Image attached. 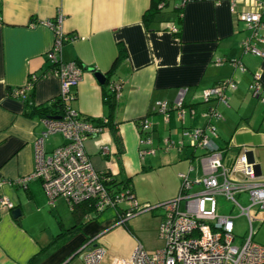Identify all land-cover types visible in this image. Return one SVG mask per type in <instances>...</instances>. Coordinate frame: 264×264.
<instances>
[{
	"label": "crops",
	"instance_id": "0c3cea01",
	"mask_svg": "<svg viewBox=\"0 0 264 264\" xmlns=\"http://www.w3.org/2000/svg\"><path fill=\"white\" fill-rule=\"evenodd\" d=\"M154 1L0 0V198L9 199L21 212L13 218L11 210H0V264H28L42 247L74 224L68 202L56 198L50 204L39 179L29 180L26 186L14 183L34 171V140L46 129L43 118L29 114L26 104H49L59 97L60 79L51 72L54 67L47 55L55 41L54 29L47 22L58 14L62 15L61 31L74 37L63 44L59 59L82 68L68 104L82 118L111 120L120 139L117 143L108 128L86 139L85 152L97 172L108 174L120 185L127 182L140 204L157 205L174 199L179 192L178 174L188 170L187 158L192 152L186 146L164 152L163 140L182 139L183 127L206 126L208 118L202 113L212 106L220 116L211 122L216 131L218 124L224 130V136L218 132L211 136L215 144L232 153L249 147L259 175H264V105L248 89L254 72L261 75L264 84V57L244 53L241 43L251 35V29L238 16L250 9L253 1L167 0L147 27L144 16ZM172 26L180 28L179 35L171 33ZM258 35L264 37V28ZM121 49L123 55L118 58ZM235 60L246 70L236 69L232 64ZM96 72L108 76V82L101 84ZM32 75L37 80L28 101L9 94V89L24 86ZM229 78L237 87L228 92L227 104L215 99L202 101L203 89ZM112 83L122 85L113 109L105 97ZM182 88L188 89L185 106L196 110L193 118L187 115L183 127L175 111L166 122L154 110L158 101L174 102ZM144 119L151 123L150 133L141 131ZM146 136L156 152L141 158L139 150L148 145L140 144V139ZM65 142L62 134L54 133L45 140L44 149L49 154ZM102 145L109 147V155L100 153ZM108 210L110 218L92 215L38 264H84L79 250L88 242L106 249L100 264L128 258L137 242L146 250L157 248L144 241L139 217L149 213L158 237L162 209L131 218L127 221L129 230L124 225L113 226L116 213Z\"/></svg>",
	"mask_w": 264,
	"mask_h": 264
},
{
	"label": "built area",
	"instance_id": "2783aa9c",
	"mask_svg": "<svg viewBox=\"0 0 264 264\" xmlns=\"http://www.w3.org/2000/svg\"><path fill=\"white\" fill-rule=\"evenodd\" d=\"M252 1L251 8L238 15L251 29V35L241 45L244 53L262 58L264 37L259 36L258 31L264 28V0ZM61 21L62 15L58 14L54 21L47 22L55 33L53 47L47 55L54 66L51 72L60 79L59 98L65 104V112L59 118L43 119L46 129L34 140V171L16 179L14 183L26 186L29 180L39 179L50 204L56 198L63 197L70 207L90 201L98 214L112 209L116 213L113 226L124 225L139 214L162 209L164 215L158 226L161 246L146 250L137 242L128 258L114 259L111 264H264V245L253 241L254 221H264V175L257 173L258 165L250 159L249 147L243 146L237 153H232L227 148L221 149L212 140L211 136H216L217 131L211 121L220 116L215 107L211 106L202 113L208 118L206 126L191 129L183 127L187 115L193 118L196 114L193 106H185L187 88L180 89L178 97L171 104L158 101L154 108L164 116L166 122L170 120V112L175 111L183 127L182 139L176 141L165 138L161 149L164 152L184 146L193 149L187 158L190 163L188 170L178 174L179 192L174 199L157 205L140 204L131 189L111 187L108 184L110 177L94 169L84 143L89 137L101 133L103 128L80 117L68 104L73 98L71 89L81 79L82 68L76 62L62 63L59 59L63 44L74 39L61 31ZM170 31L175 35L179 29L172 26ZM221 62L218 60V63ZM232 64L239 71L246 70L240 60ZM36 80V76H30L24 86L14 88L13 96H24ZM121 87L119 83H112L110 89L117 95ZM236 87L232 78L222 80L203 89L201 99L206 103L215 99L227 104L228 92ZM248 89L264 105V84L258 72L252 73ZM103 122L106 120L103 119ZM140 128L142 132L150 133L151 123L144 119L140 122ZM54 133L62 134L66 142L48 154L44 142ZM140 144L148 145L139 150L141 158L155 154L156 149L149 136L142 137ZM197 149L202 150L200 155H195ZM100 153L109 155V147L102 145ZM229 158L230 164H226ZM218 196L231 202L228 213L220 212ZM242 199L246 200L245 204L241 202ZM121 203H125V209L120 208ZM14 208L12 201L0 198V210L10 211ZM234 209L239 212H234ZM241 215L248 220V235L240 246H236L233 244L234 219ZM79 253L84 264H100L106 249L90 246L88 242Z\"/></svg>",
	"mask_w": 264,
	"mask_h": 264
},
{
	"label": "trees",
	"instance_id": "16d2710c",
	"mask_svg": "<svg viewBox=\"0 0 264 264\" xmlns=\"http://www.w3.org/2000/svg\"><path fill=\"white\" fill-rule=\"evenodd\" d=\"M162 5V6H160ZM167 5V0H157L154 1L151 9L145 14L144 16V23L147 27L150 26L151 22H153L154 17L161 13L162 9ZM180 9L179 12V21H181L182 17V10ZM179 31L175 35H179ZM123 55V50L121 49L118 54V58H121ZM54 67V66H52ZM109 78L106 77L105 82H108ZM34 85V83H33ZM32 88L25 91L24 96L16 98L22 99L24 102L28 101V98L31 94ZM14 89H9V94L13 96ZM105 97L106 102L109 104L110 108L113 109L116 106V99H115V93L111 91V89L105 91ZM27 110L29 111V114L34 115L37 114L43 119H52V118H59L64 115L65 112V104L62 102V100L58 97L51 101L49 104H43V105H34V104H26ZM89 119L92 122H95L96 125L101 126L102 128H108L111 133L113 134V137L117 141V143L120 141L119 135L117 133L116 124L113 123L111 120H107L106 122H103L101 119ZM102 174V173H101ZM108 177H110L108 174H103ZM108 184L111 187L116 188H129L127 186V182L124 185H120L119 183L115 182V180L111 179L108 181ZM130 189V188H129ZM72 215L74 218V224L73 226L69 228H64L59 234H57L53 240L45 247H42L39 252H37L31 259L29 260L28 264H38V262L41 260L42 257L46 256L52 249L61 246L67 239H69L73 234L78 232L82 225L89 220V218L92 215H99L94 205L90 201L81 202L78 204H73L71 206ZM125 227L129 230V227L127 226V222L124 224Z\"/></svg>",
	"mask_w": 264,
	"mask_h": 264
},
{
	"label": "rangeland",
	"instance_id": "374dc122",
	"mask_svg": "<svg viewBox=\"0 0 264 264\" xmlns=\"http://www.w3.org/2000/svg\"><path fill=\"white\" fill-rule=\"evenodd\" d=\"M235 110V109H234ZM262 111V110H261ZM226 116V113L224 115V117ZM198 117L200 118L201 116L198 115ZM204 118L201 117V120H203ZM237 119H238V115H237ZM205 121V119L203 120ZM179 124V123H178ZM178 124H177V128H178ZM252 126V125H251ZM217 129H218V133L220 136H224L222 135V132H224V130L220 127V125L218 124L217 126ZM180 132V130H179ZM181 133V132H180ZM238 133V132H237ZM236 133V134H237ZM255 134V133H254ZM180 136V135H179ZM244 136V134L242 135ZM225 138V137H224ZM227 138V137H226ZM187 151L189 153H191L193 151L192 148H187ZM185 152V151H184ZM187 153V152H186ZM188 153V154H189ZM202 153V150L200 149H197L195 151V155H200ZM182 163V162H181ZM183 166V165H182ZM261 166H262V169H264V163H261ZM181 167V166H180ZM58 198H62L64 199L63 197H58ZM66 201V200H65ZM217 201H218V204L220 205V212L222 213H228L229 210L231 209V202L227 201L224 197L222 196H218L217 197ZM241 202L243 204L246 203V200L245 199H242ZM120 208L121 209H125L126 208V205L125 203H121L120 205ZM155 210H161V209H155ZM234 212L238 213L239 210L237 209H234ZM103 214V215H102ZM101 216L103 217V219H108L111 217L112 215V212L111 210H105L104 213H102ZM148 215L149 213H146V214H143L141 215L139 218L141 220V225H142V230H144V235H145V238H144V241H146V244L147 245H153L152 247L154 248L155 246H157V248L159 247V240H158V237L157 235L155 234V231L152 229V220H149L148 219ZM254 225V230H255V234L253 236V241L257 244H260V245H264V221H254L253 223ZM233 234L235 236V239L233 241V244L236 245V246H240L241 243L243 242V240L247 237L248 235V220L245 216H237L235 219H234V231H233ZM161 243V242H160ZM149 247V246H148ZM80 255V254H79ZM78 255V256H79ZM77 256V257H78Z\"/></svg>",
	"mask_w": 264,
	"mask_h": 264
},
{
	"label": "water",
	"instance_id": "95a60500",
	"mask_svg": "<svg viewBox=\"0 0 264 264\" xmlns=\"http://www.w3.org/2000/svg\"><path fill=\"white\" fill-rule=\"evenodd\" d=\"M95 76L101 84L105 83L106 77L103 74L96 72ZM250 159H251V157H250ZM257 173L258 174L260 173L259 167H257ZM11 214H12L13 218H18L21 214L20 209L19 208L12 209Z\"/></svg>",
	"mask_w": 264,
	"mask_h": 264
}]
</instances>
